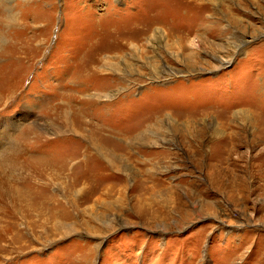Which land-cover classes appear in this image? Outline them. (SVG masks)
<instances>
[{
	"label": "rangeland",
	"instance_id": "374dc122",
	"mask_svg": "<svg viewBox=\"0 0 264 264\" xmlns=\"http://www.w3.org/2000/svg\"><path fill=\"white\" fill-rule=\"evenodd\" d=\"M0 18V264H264V0Z\"/></svg>",
	"mask_w": 264,
	"mask_h": 264
},
{
	"label": "bare ground",
	"instance_id": "6f19581e",
	"mask_svg": "<svg viewBox=\"0 0 264 264\" xmlns=\"http://www.w3.org/2000/svg\"><path fill=\"white\" fill-rule=\"evenodd\" d=\"M1 19V18H0ZM2 26V25H1ZM2 40H1V36H0V42H1ZM1 45V44H0ZM1 50V49H0ZM38 53V52H37ZM36 53V54H37ZM41 53V51H39V54ZM38 54V55H39ZM35 58V57H34ZM2 94V93H1ZM1 94H0V103L4 100L3 98H7L5 95V97H3V96H1ZM8 96V95H7ZM60 121H61V125H62V127H67V129L70 131V130H72L73 129V127H74V125L72 124V123H70V121H68V119L66 118H61L60 119ZM68 130H66V131H68ZM76 130V129H75ZM73 131V130H72ZM18 147V146H17ZM18 148H16V150H17ZM21 149V148H20ZM28 152V151H27ZM21 153V152H20ZM19 154V153H18ZM16 154H14V155H12L9 159H7V160H9V161H11V162H13V163H15V162H18L19 161V157L17 156V157H15L14 158V156H15ZM21 156V155H20ZM47 163V162H46Z\"/></svg>",
	"mask_w": 264,
	"mask_h": 264
}]
</instances>
